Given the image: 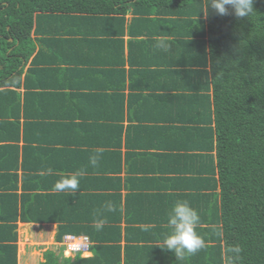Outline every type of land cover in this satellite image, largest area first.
<instances>
[{
	"label": "trees",
	"instance_id": "16d2710c",
	"mask_svg": "<svg viewBox=\"0 0 264 264\" xmlns=\"http://www.w3.org/2000/svg\"><path fill=\"white\" fill-rule=\"evenodd\" d=\"M202 7L203 0H0V196L16 198L19 188L26 194L34 183L28 171L20 177L19 145L9 142L21 129L29 135L40 121L62 128L69 124L64 137L74 135L78 145L102 149L109 166H95L99 172L90 176L110 182L120 179L114 171L122 162L133 159L138 167L140 159L153 156L129 152L132 134L149 133L160 142L180 136L187 142L173 159L191 161L194 172L207 171L211 187L210 199L197 207L189 202L202 222L211 223L209 231L215 226L219 232L210 233L214 242L181 261L190 264L207 254V264H229L230 256L231 264H264V0H254L255 12L242 18L229 6L224 16L210 8L205 15ZM39 35L42 47L36 52ZM50 75L74 85L58 84ZM59 104L63 108L57 113ZM151 107L160 116H153ZM158 121L172 125L162 127ZM106 135L109 143L102 142ZM123 138L128 150L122 159ZM91 181L85 187L105 186ZM95 197L97 206L86 200L79 205L95 214L102 207L96 217L109 201L105 195ZM145 201L151 212L141 215L147 219L162 205ZM80 220L57 222V238L73 233L72 228L88 230L94 255L78 253L66 260L108 264L114 246L104 245L105 226L97 230L88 227L90 219ZM162 221L146 228L150 235ZM5 231L0 264H17V246L11 245L16 237L13 229ZM99 238L97 249L93 241ZM234 246L241 249L238 256L228 251ZM98 250L105 254L97 255Z\"/></svg>",
	"mask_w": 264,
	"mask_h": 264
},
{
	"label": "crops",
	"instance_id": "0c3cea01",
	"mask_svg": "<svg viewBox=\"0 0 264 264\" xmlns=\"http://www.w3.org/2000/svg\"><path fill=\"white\" fill-rule=\"evenodd\" d=\"M130 16L131 14H127L128 18ZM128 35V33L124 34V39L127 40L129 38ZM39 39L40 35L36 38V52L42 47ZM27 66H29V62H27ZM49 78L54 82H59L58 84L74 85L72 80L66 77L50 75ZM62 108V105L59 104L56 107V112L58 113ZM151 109L154 112L153 116H160L161 111L152 107ZM151 109L150 111L152 112ZM144 112L146 114V111ZM47 114L49 113L47 112ZM53 122L55 121L47 120L45 124L40 121L37 126H31V128L35 127V129L34 131L31 129L29 135H26L25 131L21 129L18 139L15 138L9 142L11 144L14 143L15 146L16 144L19 145V155H22L19 162L20 168L18 169L20 177L24 171H28L32 182H34L26 194L21 193L23 191L19 188V196L16 198L9 197V194L0 196V235H3L5 231L2 226L9 227L5 231L7 234L13 229V234L16 238L14 241H11V245L17 246V264H48V261H50V264H69L70 261L66 259H74L75 254L66 252L62 242L57 237L60 232L59 224L69 223L70 219L73 220V223H82L80 219H90V222H87L88 227H95V221L98 219H106L107 222L103 225L105 229L102 231L104 233L103 240L106 243L104 245L114 246V249L108 252L112 257L107 261L108 264H183V261L177 259L173 252L156 247L155 242L162 238V234L170 231L166 227V214L176 200H194L193 203H196L194 206L197 207L199 206L198 203L202 204L207 199H210L209 193L211 187L208 182V172H194L191 169V166H193L191 161L173 159L175 155H182L181 152L183 150L178 149H184L183 147L185 146L182 143H186L187 139L174 135L169 140L166 138V140L160 142L159 138L158 141L157 137L154 138L149 133H146L147 135L144 136L132 134L131 137L135 141L129 152L133 153L137 150L143 151L145 155L151 153L153 156L150 159H140L142 160L138 161V167L140 168L134 166L137 163L133 159L130 162L126 161L127 163L122 162L121 169L118 172L114 171L116 172L115 174L120 176V179L118 180L111 176L114 180L110 182L101 176L94 175L95 177H91L93 174L99 172V170L93 171L95 167L89 163V157L95 153L98 146L87 149L84 146L78 145L74 140L76 136L73 135L70 139L64 137V132L71 129L69 124L68 127L62 128L57 125L54 127L52 125ZM126 123H123L124 126ZM131 123L132 125H136L134 122ZM157 123H161L159 125L162 127L172 125L169 121H158ZM50 130L55 131V133H52ZM106 136L107 140H102V142L109 143L110 138L108 135ZM1 140L0 143H3ZM52 140H55V142ZM127 150L128 147L125 145V138H123V145L121 147L122 159L124 152ZM176 151H179V153ZM23 164L27 165V168H23ZM106 166H109V160H107L105 155V157H101L96 167L105 168ZM48 169H52L51 174H49ZM89 169L91 172H89ZM76 171H83L84 176L81 178L80 188L76 190L75 194L53 191V185L58 179ZM90 173L93 174L90 176ZM90 178L94 180V182L91 181L92 184L105 186L101 188L85 187L86 182ZM19 185L21 186V180ZM110 185L116 186L115 189L109 188ZM214 190L219 193V186ZM95 195L101 198L105 195L107 201L114 205L115 211L108 214V211L104 208L101 211L102 216L100 213L95 217L102 207L98 206L100 209L96 214L95 212L81 209L79 203H82V200L94 203L97 206ZM48 196L53 198H45ZM83 197L86 199H83ZM146 199L155 201L157 206H162L158 210L156 209L151 214L152 216H147V219H144L145 216L141 215L142 211L151 212L148 208H144L148 206L146 204L147 201H145ZM213 200L211 198V201ZM134 204L135 207H139L140 212L139 209L132 207ZM76 207H80V209L76 210ZM130 207H132L133 215L128 213ZM51 208L53 210H50ZM203 208L206 207L203 206ZM119 212L120 214H118ZM26 219L64 220L47 222L45 220L30 221ZM160 219L163 220L160 224L161 226L150 235L149 231L151 230L147 231L146 228L152 226L156 220ZM147 220L150 221L147 222ZM204 220L201 219L197 232L205 239L206 245H208L211 241L214 242L210 237V233H217L209 231L211 223L202 222ZM10 226H12L11 230ZM72 232L78 235L90 234L85 229L81 231L80 229L72 228ZM96 240L93 243L99 249L96 243H100L103 240H100V238ZM116 249H119V257ZM115 252L117 253L114 257L113 254ZM104 254V252L97 251V255L99 256H103ZM93 255L94 253L90 251L87 254H81V257L87 258L93 257ZM94 258L96 261L97 258ZM184 259L187 260V257ZM97 260L100 261L101 259L98 258ZM207 260L208 255L205 254L204 256L196 257L194 261L189 263L207 264ZM85 264L90 263L87 262ZM91 264L93 263L91 262ZM184 264H187V261H184Z\"/></svg>",
	"mask_w": 264,
	"mask_h": 264
},
{
	"label": "clouds",
	"instance_id": "9594fccd",
	"mask_svg": "<svg viewBox=\"0 0 264 264\" xmlns=\"http://www.w3.org/2000/svg\"><path fill=\"white\" fill-rule=\"evenodd\" d=\"M226 6L231 7L235 16L239 18L251 16L255 12L254 0H203V7L200 12H204L205 15H207V9L210 8L215 14L224 16L228 14V7ZM157 47L166 48L167 46L158 44ZM102 151V149H96L95 153L89 157L91 166L95 167L98 165L102 156ZM48 172L51 174L52 169H48ZM83 176V171L69 173L54 183L53 191L75 194L76 190L80 188V180ZM105 208L108 212L115 211V207L111 202L107 203ZM166 220V227L170 229V231L162 234V238L155 242L156 247L171 251L177 259L182 260L186 255H194L206 246L205 239L197 232V228L201 224V216L188 200H176L167 212ZM106 222V219H98L95 221V227L99 230ZM213 231H216L215 226H213ZM66 234H71L76 237L87 236L73 233ZM65 235H63L60 241L66 252L76 255L78 253L87 254L91 251L90 249L86 253L68 251L63 243ZM217 235H219V232H217ZM89 243L91 246L90 240ZM228 251L231 255L238 256L241 249L239 246H234L230 247ZM229 264H231V256L229 258Z\"/></svg>",
	"mask_w": 264,
	"mask_h": 264
},
{
	"label": "built area",
	"instance_id": "2783aa9c",
	"mask_svg": "<svg viewBox=\"0 0 264 264\" xmlns=\"http://www.w3.org/2000/svg\"><path fill=\"white\" fill-rule=\"evenodd\" d=\"M63 243L68 251L71 252H88L90 249L89 238L87 236L76 237L71 234H66L63 238Z\"/></svg>",
	"mask_w": 264,
	"mask_h": 264
},
{
	"label": "rangeland",
	"instance_id": "374dc122",
	"mask_svg": "<svg viewBox=\"0 0 264 264\" xmlns=\"http://www.w3.org/2000/svg\"><path fill=\"white\" fill-rule=\"evenodd\" d=\"M23 246V245H22Z\"/></svg>",
	"mask_w": 264,
	"mask_h": 264
}]
</instances>
